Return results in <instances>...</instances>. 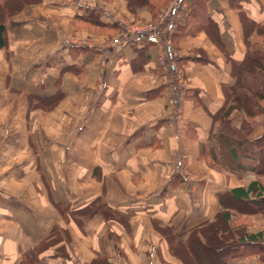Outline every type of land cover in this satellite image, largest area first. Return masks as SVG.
Instances as JSON below:
<instances>
[{
	"label": "crops",
	"instance_id": "0c3cea01",
	"mask_svg": "<svg viewBox=\"0 0 264 264\" xmlns=\"http://www.w3.org/2000/svg\"><path fill=\"white\" fill-rule=\"evenodd\" d=\"M181 2L178 30L160 36V70L157 45H100L118 28L103 5L142 20L149 7L0 0V264H264V227L242 220L264 218V152L238 174L201 156L248 44L264 49V0H207L192 21V0ZM57 95L49 110L30 107ZM255 181L247 199L230 198ZM215 245L214 262L203 252Z\"/></svg>",
	"mask_w": 264,
	"mask_h": 264
},
{
	"label": "trees",
	"instance_id": "16d2710c",
	"mask_svg": "<svg viewBox=\"0 0 264 264\" xmlns=\"http://www.w3.org/2000/svg\"><path fill=\"white\" fill-rule=\"evenodd\" d=\"M125 1L132 12L140 7L148 6L151 13L156 14L161 6L159 4L161 0ZM206 2L207 0H192L188 6L187 21L196 20L198 16H203ZM95 17H100V14ZM81 20L87 24L89 30L96 27L91 23L90 17ZM5 46L4 25L0 21V49L5 48ZM236 79L232 86L225 87L227 98L220 110L219 118L213 121L214 125L210 131L208 142L202 147L201 155L208 167L226 174L255 172L257 168L245 165V161L254 160L256 150L264 152V131L256 138H249L250 133L259 124H264V50H251L248 44L244 61L236 68ZM58 97L57 95L53 98L48 105L41 104L45 99H39L36 103L30 99L32 100L30 107L49 110L54 106ZM258 117L262 118L261 121L257 120ZM259 188H262L261 183L255 181L246 190L242 188L232 190L230 198L238 202L243 201L247 199L249 193H255ZM255 195L259 197L258 194ZM57 236V232L52 231L48 238L30 250L28 253L29 261H35L38 253L52 245Z\"/></svg>",
	"mask_w": 264,
	"mask_h": 264
},
{
	"label": "rangeland",
	"instance_id": "374dc122",
	"mask_svg": "<svg viewBox=\"0 0 264 264\" xmlns=\"http://www.w3.org/2000/svg\"><path fill=\"white\" fill-rule=\"evenodd\" d=\"M82 1L84 3L90 4L89 3L90 0H82ZM155 1H157V0H155ZM175 1L176 0H166L164 2L163 0H161L159 2V4L161 5L160 9L158 8L156 14H152L151 11H150L151 18L148 19V20H142V19H139V18L130 19L129 17H125L124 15L118 13L117 11H114L112 8H110V7L106 6V5H103L101 8L105 12H107L117 22L118 28L116 29V31L112 32L109 36L107 35V37H103L102 40H101L102 42H101L100 45L104 46L105 48L111 49L112 47H114L116 45H119V44L123 43L126 40L125 35H126L127 31L136 30L137 28L140 29V30H144V29H147V28H151L153 26H156V29H158V24L161 23L162 18H164L165 14H167L168 10H170V7H172V5L174 4ZM143 7H148V6H143ZM94 30L95 29H93V30L90 29V31H94ZM159 32H161V31H159ZM161 34L162 33H160V36H161ZM90 36L87 35L86 38H85L86 40L84 38H82V39L76 38V39H79V40H82V41H89V42L93 41L94 42V40H92V38ZM258 50H260V49H258ZM162 55H163V53L159 52L158 56L155 58V64L156 65H157V62L160 60L159 59V60L156 61V59H158ZM165 61H166V65H165V67L163 69H160L158 67L157 68L160 69V70H166L167 66H168V60H165ZM176 74L178 76L179 73H176ZM177 76H176V79H175L176 80L175 81V87H179L180 86L181 88H184L185 83H184L183 77L181 75H179V77L177 78ZM263 129H264V124H263ZM227 205L236 206V208H238V207L242 208L243 207L241 203L235 204L233 201L227 202ZM242 220H243V222H245V224L248 227L249 226L251 227V226H254V225L255 226H261L262 225L264 227V218L258 219V221H256V220L253 219L252 216L246 215V216H244V218ZM217 248H218V246L215 245L212 251L203 252V255L210 256V258H211L210 260L215 262V260L217 261V258L220 255V254H218L216 252ZM208 252H211V255ZM195 255L197 257H199L201 255L200 250L195 251Z\"/></svg>",
	"mask_w": 264,
	"mask_h": 264
},
{
	"label": "built area",
	"instance_id": "2783aa9c",
	"mask_svg": "<svg viewBox=\"0 0 264 264\" xmlns=\"http://www.w3.org/2000/svg\"><path fill=\"white\" fill-rule=\"evenodd\" d=\"M183 10L186 8L185 3L181 2V0H176L172 7H170V10H168L167 14H165L164 18H162L161 23L158 24V29H156V26H153L151 28H147L144 30L136 29L127 31L125 37L126 40L129 39H138L141 40L147 44H154L157 45L160 50H163V55L160 56L157 60V67L160 69H163L166 65L167 56L166 52L164 50V47H162V42L160 39V33L162 34H173L178 30V19L180 16V9ZM161 31V32H159ZM177 91L182 90L183 88L175 87Z\"/></svg>",
	"mask_w": 264,
	"mask_h": 264
}]
</instances>
